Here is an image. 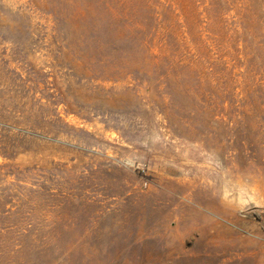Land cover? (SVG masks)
<instances>
[{"label":"rangeland","instance_id":"rangeland-1","mask_svg":"<svg viewBox=\"0 0 264 264\" xmlns=\"http://www.w3.org/2000/svg\"><path fill=\"white\" fill-rule=\"evenodd\" d=\"M0 264H264V0H0Z\"/></svg>","mask_w":264,"mask_h":264}]
</instances>
